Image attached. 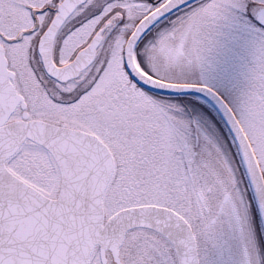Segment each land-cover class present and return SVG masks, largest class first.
I'll list each match as a JSON object with an SVG mask.
<instances>
[{
    "label": "snow or ice",
    "instance_id": "6c2138e0",
    "mask_svg": "<svg viewBox=\"0 0 264 264\" xmlns=\"http://www.w3.org/2000/svg\"><path fill=\"white\" fill-rule=\"evenodd\" d=\"M264 0H0V264H264Z\"/></svg>",
    "mask_w": 264,
    "mask_h": 264
},
{
    "label": "rangeland",
    "instance_id": "374dc122",
    "mask_svg": "<svg viewBox=\"0 0 264 264\" xmlns=\"http://www.w3.org/2000/svg\"><path fill=\"white\" fill-rule=\"evenodd\" d=\"M244 187L246 188L245 185H244ZM247 200L251 203L253 202L248 189H247ZM249 220H250V227H251L253 233L257 235L261 255H264V238H263L262 233H261L260 220H259V217L256 213V210L254 208L253 203H252V208L249 212Z\"/></svg>",
    "mask_w": 264,
    "mask_h": 264
},
{
    "label": "water",
    "instance_id": "95a60500",
    "mask_svg": "<svg viewBox=\"0 0 264 264\" xmlns=\"http://www.w3.org/2000/svg\"><path fill=\"white\" fill-rule=\"evenodd\" d=\"M263 223H264V217H262Z\"/></svg>",
    "mask_w": 264,
    "mask_h": 264
}]
</instances>
